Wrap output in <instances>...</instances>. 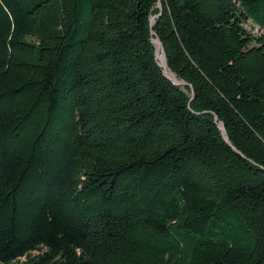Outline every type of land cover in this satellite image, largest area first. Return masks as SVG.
<instances>
[{
  "label": "trees",
  "instance_id": "trees-1",
  "mask_svg": "<svg viewBox=\"0 0 264 264\" xmlns=\"http://www.w3.org/2000/svg\"><path fill=\"white\" fill-rule=\"evenodd\" d=\"M156 3L0 0V264H264V0Z\"/></svg>",
  "mask_w": 264,
  "mask_h": 264
},
{
  "label": "water",
  "instance_id": "water-1",
  "mask_svg": "<svg viewBox=\"0 0 264 264\" xmlns=\"http://www.w3.org/2000/svg\"><path fill=\"white\" fill-rule=\"evenodd\" d=\"M156 8L160 11L161 9V5L159 3V0H157V3H156ZM153 17L150 19V24L152 23L153 21ZM152 44L155 46V56H156V59L158 61V65L159 67L161 68V71H162V74L163 76L169 80L173 85L175 86H181V85H184L183 82L181 81H177L175 79V76L169 71L168 67L166 66V63H165V58H164V54H163V50H162V47L160 45V43L158 42L157 39H153L152 41ZM214 122H216V118L214 117L213 118ZM217 128L220 130V132L225 135L224 133V130L222 128V126L220 125H217ZM224 141L227 142L226 140V137L224 136ZM233 149V148H232Z\"/></svg>",
  "mask_w": 264,
  "mask_h": 264
},
{
  "label": "rangeland",
  "instance_id": "rangeland-1",
  "mask_svg": "<svg viewBox=\"0 0 264 264\" xmlns=\"http://www.w3.org/2000/svg\"><path fill=\"white\" fill-rule=\"evenodd\" d=\"M243 28L254 38L262 37L264 39V31L260 30L257 26L253 25L251 22L246 21L243 24Z\"/></svg>",
  "mask_w": 264,
  "mask_h": 264
}]
</instances>
